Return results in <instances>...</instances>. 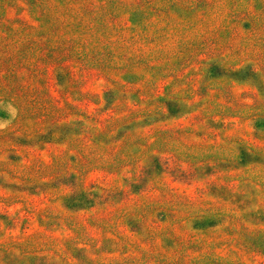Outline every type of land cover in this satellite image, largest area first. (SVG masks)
Here are the masks:
<instances>
[{"label": "rangeland", "instance_id": "1", "mask_svg": "<svg viewBox=\"0 0 264 264\" xmlns=\"http://www.w3.org/2000/svg\"><path fill=\"white\" fill-rule=\"evenodd\" d=\"M0 264H264V0H0Z\"/></svg>", "mask_w": 264, "mask_h": 264}, {"label": "trees", "instance_id": "2", "mask_svg": "<svg viewBox=\"0 0 264 264\" xmlns=\"http://www.w3.org/2000/svg\"><path fill=\"white\" fill-rule=\"evenodd\" d=\"M48 13V12H47ZM47 28H48V26H47ZM47 36H49V35H47ZM59 69L61 70V71H66L68 68L66 67V66H63L62 64L61 65H59ZM71 74H67V76H70ZM58 82H59V80H58ZM60 82H62L63 83V79L61 80L60 79ZM85 195H87L86 193H81L79 196H81V198H86V196ZM77 201V202H79V205H81V203H80V201H83L82 199H73V201ZM90 203V201H88V199H87V204H89ZM77 205H75V207H76Z\"/></svg>", "mask_w": 264, "mask_h": 264}]
</instances>
